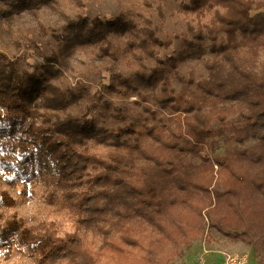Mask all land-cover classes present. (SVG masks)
Returning <instances> with one entry per match:
<instances>
[{
	"label": "trees",
	"instance_id": "1",
	"mask_svg": "<svg viewBox=\"0 0 264 264\" xmlns=\"http://www.w3.org/2000/svg\"><path fill=\"white\" fill-rule=\"evenodd\" d=\"M94 1L0 0L3 259L170 264L207 229L264 244V0Z\"/></svg>",
	"mask_w": 264,
	"mask_h": 264
},
{
	"label": "rangeland",
	"instance_id": "2",
	"mask_svg": "<svg viewBox=\"0 0 264 264\" xmlns=\"http://www.w3.org/2000/svg\"><path fill=\"white\" fill-rule=\"evenodd\" d=\"M117 11L116 0L88 2L83 9V13L90 17L99 15L107 19L115 17ZM178 29L179 26L174 20L168 18V35L172 37L178 32ZM175 50L176 42L168 48L159 49V53L161 57H164L167 54H173ZM45 52H48V45L43 41L39 42V45H28L21 55L17 54L20 66L31 70L33 65L40 60V55ZM79 77L92 91L98 89L101 83L106 81V78L98 77L91 72H86L85 75L82 74ZM220 144H222L221 141ZM222 146L223 144L219 148L217 147L218 152L222 151ZM25 209L39 218L45 215V210L34 201L26 203ZM251 239L252 243H247L234 240L214 229H207L202 235L192 239L188 247L173 248L170 264H201V258L206 264H220L227 256L245 257L246 264H264V244L261 242V237L253 238L251 236ZM3 256V248H0V264H31L32 262L31 257L15 249L8 259H3Z\"/></svg>",
	"mask_w": 264,
	"mask_h": 264
},
{
	"label": "built area",
	"instance_id": "3",
	"mask_svg": "<svg viewBox=\"0 0 264 264\" xmlns=\"http://www.w3.org/2000/svg\"><path fill=\"white\" fill-rule=\"evenodd\" d=\"M201 264H206L204 259H200ZM220 264H246L245 257L227 256V258Z\"/></svg>",
	"mask_w": 264,
	"mask_h": 264
}]
</instances>
